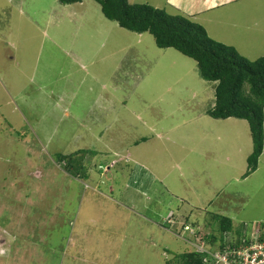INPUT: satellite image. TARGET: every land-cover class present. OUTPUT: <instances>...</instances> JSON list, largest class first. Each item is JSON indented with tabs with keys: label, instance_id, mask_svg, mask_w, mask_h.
Returning <instances> with one entry per match:
<instances>
[{
	"label": "rangeland",
	"instance_id": "374dc122",
	"mask_svg": "<svg viewBox=\"0 0 264 264\" xmlns=\"http://www.w3.org/2000/svg\"><path fill=\"white\" fill-rule=\"evenodd\" d=\"M229 5L199 25L263 57L250 20L264 14ZM197 81L193 60L119 28L93 0H0V264H165L264 235V152L248 173L247 122L207 116L214 86ZM154 132L164 138L131 148ZM212 215L232 222L223 240Z\"/></svg>",
	"mask_w": 264,
	"mask_h": 264
},
{
	"label": "trees",
	"instance_id": "16d2710c",
	"mask_svg": "<svg viewBox=\"0 0 264 264\" xmlns=\"http://www.w3.org/2000/svg\"><path fill=\"white\" fill-rule=\"evenodd\" d=\"M57 1L61 6L82 2ZM93 1L100 7L106 20L128 32L150 35L158 49H173L193 60L201 79L217 82L214 106L207 112V116L214 120L233 118L248 123L253 148L247 159V166L248 173L254 172L264 145V56L250 62L241 57L233 47L212 40L202 26L182 15H169L164 10L154 9L146 4H131L128 0ZM55 159L57 163H62L61 168L68 175L74 178L81 176L77 173L80 165L74 159L58 155ZM211 219L217 225V232L223 240L224 234L232 230L231 220L220 215H212ZM241 244V240L236 244H223L222 241L219 249L222 251ZM204 256L205 254L194 251L176 254L165 264H205Z\"/></svg>",
	"mask_w": 264,
	"mask_h": 264
},
{
	"label": "crops",
	"instance_id": "0c3cea01",
	"mask_svg": "<svg viewBox=\"0 0 264 264\" xmlns=\"http://www.w3.org/2000/svg\"><path fill=\"white\" fill-rule=\"evenodd\" d=\"M242 1H247L248 3H250L252 5V13L253 15H258V14H264V6L263 3L261 2L262 0H242ZM264 1V0H263ZM238 2L241 1H237V0H164L163 2H161V4H158V6H156L155 8L159 7L162 10H167L168 14H171L173 16H177V15H182L186 18H188L189 20H191L192 22H195L197 24H204L207 27V21H206V14L209 11H214L217 10V8L219 7H225L226 5H228V3H230L229 6H231V9H234V12L240 11V5H238ZM147 5H150L151 3L149 2H145ZM226 3V4H225ZM243 8V7H242ZM233 11V10H231ZM205 14V15H204ZM250 23H252L251 28H253L255 30V28H257V35L260 36V32L264 30V19L261 20H250ZM259 26V28H258ZM205 29V28H204ZM209 29V28H207ZM206 29V30H207ZM250 30V28H248ZM205 30V31H206ZM206 32H208L207 34H209L212 37V32L210 30H207ZM257 43V41L255 42ZM237 52L239 53V51L237 50ZM241 56L242 54L239 53ZM244 57V56H243ZM193 82V80L189 79V85L184 88L183 90L189 89L190 88V84ZM199 84L203 83L202 81H197ZM211 86V85H209ZM210 91L213 92V90ZM195 96V94L193 95V97ZM207 95L205 94L204 97H206ZM209 96V95H208ZM198 102V103H197ZM195 103L197 106H201L203 108L202 102L201 100L198 98L195 100ZM230 120H235V119H227L225 120L226 122H229ZM240 121V120H238ZM263 132H264V128H263ZM164 138V135H161L159 133H152L151 136H149L148 139H140L138 142H135L131 148L137 147L138 145H140L139 143H147L148 141L151 140H155V141H159L161 139ZM248 139V138H246ZM143 143V144H144ZM250 153L252 151V148L250 146ZM264 152V145H263V150H262V154ZM262 154L260 155V157L262 156ZM136 167L138 168L136 170V172L138 171H143V167L142 165L137 164ZM245 179V177L243 178ZM93 196H95V194H93ZM121 207V206H119Z\"/></svg>",
	"mask_w": 264,
	"mask_h": 264
},
{
	"label": "built area",
	"instance_id": "2783aa9c",
	"mask_svg": "<svg viewBox=\"0 0 264 264\" xmlns=\"http://www.w3.org/2000/svg\"><path fill=\"white\" fill-rule=\"evenodd\" d=\"M184 230L187 232L189 229L185 227ZM241 242L238 247L222 251L209 249L196 252L205 254V264H264V235H257L251 240L242 239Z\"/></svg>",
	"mask_w": 264,
	"mask_h": 264
},
{
	"label": "clouds",
	"instance_id": "9594fccd",
	"mask_svg": "<svg viewBox=\"0 0 264 264\" xmlns=\"http://www.w3.org/2000/svg\"><path fill=\"white\" fill-rule=\"evenodd\" d=\"M237 1H242V0H237ZM191 21V20H190ZM213 40V39H212ZM224 45V44H223ZM235 49V48H234ZM236 50V49H235ZM239 54V53H238ZM240 55V54H239ZM241 56V55H240ZM241 57H243V56H241ZM243 58H245V57H243ZM261 58V57H260ZM246 59V58H245ZM247 60V59H246ZM249 61V60H248ZM250 62H253V61H250ZM198 75H199V72H198ZM199 78L201 79V77H200V75H199ZM202 80V82H205V83H209L210 85H213L214 87H213V92H212V94L211 95H209L208 96V99L207 100H209L211 103H212V108H213V106H214V101H215V86L217 85V82H207V81H204L203 79H201ZM202 105H203V103H202ZM203 107H204V105H203ZM230 119V118H229ZM231 119H233V118H231ZM227 120V119H226ZM235 120H237V119H235ZM221 121H224V120H221ZM240 121H243V120H240ZM248 124V123H247ZM249 127V126H248ZM249 132H250V130H249ZM253 148V147H252ZM76 179H78V178H76ZM79 179H82V177L80 176L79 177ZM88 187V186H87Z\"/></svg>",
	"mask_w": 264,
	"mask_h": 264
}]
</instances>
